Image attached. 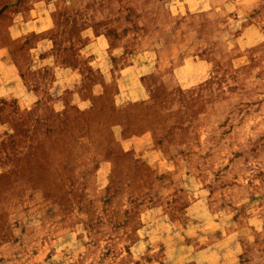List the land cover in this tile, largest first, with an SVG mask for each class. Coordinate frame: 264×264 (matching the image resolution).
Wrapping results in <instances>:
<instances>
[{
  "label": "clouds",
  "instance_id": "obj_1",
  "mask_svg": "<svg viewBox=\"0 0 264 264\" xmlns=\"http://www.w3.org/2000/svg\"><path fill=\"white\" fill-rule=\"evenodd\" d=\"M29 3L0 30V264H264V0Z\"/></svg>",
  "mask_w": 264,
  "mask_h": 264
},
{
  "label": "rangeland",
  "instance_id": "obj_2",
  "mask_svg": "<svg viewBox=\"0 0 264 264\" xmlns=\"http://www.w3.org/2000/svg\"><path fill=\"white\" fill-rule=\"evenodd\" d=\"M24 5L31 6L29 0H0V30H3L6 24H11L15 22V15L23 11L25 13L28 10ZM13 73L11 70L5 69L0 73V77L8 78L12 76ZM39 201V197H37ZM44 252H47V249H44ZM44 257L42 256L41 259ZM50 258V256L48 257Z\"/></svg>",
  "mask_w": 264,
  "mask_h": 264
},
{
  "label": "crops",
  "instance_id": "obj_3",
  "mask_svg": "<svg viewBox=\"0 0 264 264\" xmlns=\"http://www.w3.org/2000/svg\"><path fill=\"white\" fill-rule=\"evenodd\" d=\"M28 10L25 11V13H27ZM9 77V76H8Z\"/></svg>",
  "mask_w": 264,
  "mask_h": 264
}]
</instances>
